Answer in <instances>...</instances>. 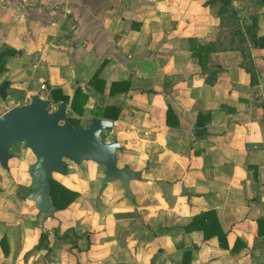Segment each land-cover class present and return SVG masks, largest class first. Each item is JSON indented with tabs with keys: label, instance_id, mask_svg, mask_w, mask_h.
<instances>
[{
	"label": "crops",
	"instance_id": "1",
	"mask_svg": "<svg viewBox=\"0 0 264 264\" xmlns=\"http://www.w3.org/2000/svg\"><path fill=\"white\" fill-rule=\"evenodd\" d=\"M208 1L0 0V47L20 51L7 58L0 82L28 96L38 86L43 94L59 87L69 99L81 87L88 94L81 123L106 118L103 109L113 106L118 115L106 118L113 126L104 140L116 139L117 165L138 173L128 197L118 179L104 181L102 165L72 162L74 172L60 182L78 197L46 212L17 197L3 176L0 264H264L257 223L264 217V47L251 48L256 85L229 51L209 56L221 69L207 83L188 39L215 38L219 19ZM259 11L264 35V4ZM116 81L128 88L110 92ZM25 150L21 158L29 157ZM33 160L13 155L6 177L29 186ZM208 210L226 234L221 243L205 239L197 224L184 228ZM41 231L48 239L36 248ZM74 234L78 247L68 242Z\"/></svg>",
	"mask_w": 264,
	"mask_h": 264
},
{
	"label": "water",
	"instance_id": "2",
	"mask_svg": "<svg viewBox=\"0 0 264 264\" xmlns=\"http://www.w3.org/2000/svg\"><path fill=\"white\" fill-rule=\"evenodd\" d=\"M8 80L0 83V99L8 97ZM49 101L37 94L28 103L13 106L0 114V165L8 169L13 157L9 149L22 144L34 160L29 164L31 177L27 199L34 202L39 212L54 211L50 199V180L55 173L65 174L63 161L81 166L83 161H93L104 167V181L118 179L128 197L129 182L138 173L127 166L117 165L116 152L120 144L116 139L104 140V132L112 130L111 120L94 117L88 126L72 125L68 121V105L59 102L48 109Z\"/></svg>",
	"mask_w": 264,
	"mask_h": 264
},
{
	"label": "trees",
	"instance_id": "3",
	"mask_svg": "<svg viewBox=\"0 0 264 264\" xmlns=\"http://www.w3.org/2000/svg\"><path fill=\"white\" fill-rule=\"evenodd\" d=\"M234 0H209L208 4L213 9V14L219 19L218 31L215 38L211 41L201 42L195 38H189V50L193 57L196 58L202 73H205V80L209 84H213L216 80L217 72L221 69V66L211 67L208 63L209 56L215 52L221 51H235L238 53V65L241 66L250 76V85L254 86L258 83L257 73L252 64L251 60V48L254 47H264V35H258V13L259 8L264 4V0H242V7L250 9V12L243 14L241 10L235 8L233 5ZM244 15L245 21L240 22V16ZM249 19V20H248ZM20 51L8 46L2 45L0 47V75L6 71V61L9 56L18 55ZM98 70L94 73L89 83L92 85L93 82H97ZM1 83V82H0ZM103 83V82H102ZM125 85L124 89L128 88L127 81H116L112 82L110 85V92L112 87ZM10 91V90H9ZM8 91V92H9ZM7 92V93H8ZM8 99L10 98L8 93ZM45 98L48 99L49 105L48 109H51L59 102H64L69 105V115L68 121L72 125L80 124L84 127L88 126L91 120L88 119L85 123H81L80 117L84 112V106L88 98V94L83 91L79 86L75 87L73 96L71 99L62 92L59 87H47V93H45ZM24 104V103H22ZM114 109L116 112L113 114L107 113V111ZM169 112V108L167 109ZM118 115V110L113 106H106L103 109L102 116L106 118H116ZM196 123H199V115L197 117ZM64 166L67 168V164L63 161ZM18 189L23 190L19 194L21 199H26L28 193L30 192L29 186L22 184L18 185ZM78 192L66 187L61 182L57 181L54 177L50 180V199L55 208V211H60L68 208L78 197ZM258 223V233L264 227V217L257 219ZM195 224L198 229L203 231V237L205 239L210 236H217L219 242L221 243V238L226 237V234L222 231L219 226L218 220L216 218L214 210L203 211L198 215H195L191 222L184 228L186 230H191L195 228ZM72 231V229H71ZM48 234L44 231L40 232L38 243L36 248L40 247L42 241L47 240ZM68 242L71 246L78 247L79 235L74 234L67 235ZM239 240L235 239V242ZM6 243V238L3 236L0 240V244ZM223 244V243H222ZM225 246V245H224Z\"/></svg>",
	"mask_w": 264,
	"mask_h": 264
},
{
	"label": "rangeland",
	"instance_id": "4",
	"mask_svg": "<svg viewBox=\"0 0 264 264\" xmlns=\"http://www.w3.org/2000/svg\"><path fill=\"white\" fill-rule=\"evenodd\" d=\"M235 8H236V6H235ZM243 8H246V7H243ZM243 8H238L237 7V9H239V10H244ZM247 9V8H246ZM246 11H248V12H250V9H247ZM240 20V22H242V21H245V20H247V19H245V17H244V15H242V16H240V19H238V21ZM249 20V19H248ZM229 52H234V53H236L235 51H229ZM250 56H251V60H252V64H253V66H254V68H255V70H256V73H257V80H258V76H259V73H258V69H257V67H256V64H255V57L252 55V53L250 54ZM236 59H237V62H238V60H239V57H238V53H236ZM10 90V91H9ZM9 91V92H8ZM7 92L9 93V96H10V98L8 99H5V100H1L0 99V114L1 113H3L4 111H6L7 109H9V108H11V107H13V106H16V105H21L22 103H28L29 101H30V99H31V96H28V93H26V91H25V89H21V88H19V87H12V86H9L8 87V89H7ZM35 92L36 93H34V94H37V95H39V96H41V97H44L45 96V94H43V92H45V89H44V87H41V86H38L37 87V89L35 90ZM33 94V95H34ZM53 108V107H52ZM51 108V109H52ZM24 148H23V146H22V144H15V145H13L10 149H9V151L13 154V155H15L16 156V158H18V159H20V160H22V159H28V160H31V159H33V155L31 154V152L29 151V150H27L28 151V153H29V157H22L21 158V153H22V151L24 152ZM25 152H26V150H25ZM65 162H66V164H67V172L68 173H72V172H74V169L72 168V162H70V161H68V160H65ZM9 165V164H8ZM13 166H15V164H13ZM10 167H11V165H10ZM10 167H8V171H9V169H10ZM25 170H27V167L25 168ZM26 172V171H25ZM1 173H3V174H1ZM27 173V172H26ZM9 173H7L6 172V169L5 168H3L1 165H0V182H1V184H2V181H3V176L5 177V183H6V185H11V186H15L16 187V191H15V195L17 196V197H19V194L20 193H22L23 192V190H21V189H18V184L16 185L15 183H14V181L12 182V180L9 178V177H6V175H8ZM62 174H59V173H55L54 175H53V177L57 180V181H61V182H63V176H61ZM0 184V185H1ZM20 198V197H19ZM66 216V219L68 220V216H69V213L68 214H66L65 215ZM73 236V235H72Z\"/></svg>",
	"mask_w": 264,
	"mask_h": 264
}]
</instances>
